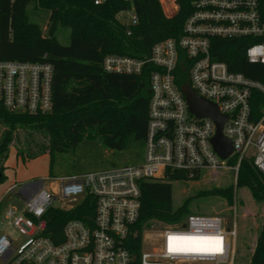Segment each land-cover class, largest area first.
<instances>
[{
	"label": "built area",
	"instance_id": "built-area-1",
	"mask_svg": "<svg viewBox=\"0 0 264 264\" xmlns=\"http://www.w3.org/2000/svg\"><path fill=\"white\" fill-rule=\"evenodd\" d=\"M159 1L166 4L167 17L177 15L178 0ZM117 20L128 27L138 24L133 10L120 13ZM216 39H247L245 60L249 65H264V0H192L181 37L155 44L144 59L105 57L102 68L107 74L141 76L151 69L144 161L12 185L6 194L15 192L24 209L10 208L5 220L22 240L16 245L8 234L0 235V264H234L237 224L229 229V222L224 223L219 215H191L174 226L135 228L142 181H165L174 174L192 179L204 171L238 174L245 159L252 160L264 175V85L216 60ZM185 67L189 86L226 117L223 134L233 148L227 160L212 145L215 122L189 110L179 85ZM53 80L50 62L0 58V103L9 113L50 115L54 111ZM234 158L237 164L228 166ZM79 196L95 198L93 218L68 221L58 241L47 237L46 213L51 208L69 212L84 199L74 206L55 204Z\"/></svg>",
	"mask_w": 264,
	"mask_h": 264
},
{
	"label": "trees",
	"instance_id": "trees-1",
	"mask_svg": "<svg viewBox=\"0 0 264 264\" xmlns=\"http://www.w3.org/2000/svg\"><path fill=\"white\" fill-rule=\"evenodd\" d=\"M191 3L192 0H178V13L169 18L159 0H107L101 5L94 0H0V58L10 62H50L54 67V111L50 115L9 113L0 103V185L5 183L6 163L20 132H40L48 139L39 153H34L28 144L17 150L23 161L67 152L87 134L100 137L105 148L111 150L145 147L151 69L147 68L141 76L116 75L105 73L102 64L108 55L144 59L155 44L181 37ZM29 7L48 13L47 37L43 36L42 27L30 22ZM128 10L138 17L134 27L117 20L120 13ZM59 28L70 31L69 46L57 40ZM213 46H217L216 60L264 85V65H249L245 60L247 39H216ZM187 69L181 70L180 86L189 84ZM230 164L236 165L237 159ZM238 172L237 189L250 190L257 203H264V175L253 161L243 160ZM188 179L174 174L165 181H142L141 212L135 228L142 231L152 225L184 223L189 216L196 215L190 207L193 198L220 197L233 205L234 187L229 186L199 192L175 208L172 183ZM82 202L69 212L51 208L44 217L45 235L58 241L68 221L93 218L95 198L87 196ZM249 264H264V223Z\"/></svg>",
	"mask_w": 264,
	"mask_h": 264
},
{
	"label": "rangeland",
	"instance_id": "rangeland-1",
	"mask_svg": "<svg viewBox=\"0 0 264 264\" xmlns=\"http://www.w3.org/2000/svg\"><path fill=\"white\" fill-rule=\"evenodd\" d=\"M168 8L163 1L161 4ZM28 16L30 22L42 27L43 36H48L49 15L43 11H37L29 7ZM70 31L59 28L56 38L61 45L69 46ZM2 127L0 126V131ZM28 139V140H27ZM27 141V142H26ZM48 139L40 132H20L17 140L13 143L11 151L17 155V150L30 146L33 152L39 153L40 147L47 145ZM145 147H129L123 151L110 150L105 148L100 137H83L79 144L67 152H55L53 155L46 154L23 161L19 158L18 166L13 165L12 158L10 167H6L9 173L6 175L5 183L0 185V235L8 234L16 240V245L22 240L21 235L9 226L5 220V213L10 208L18 211L24 209L22 200L15 195V192L6 194L7 189L15 183H28L41 180L45 177L55 178L69 175H81L88 172H96L113 169L121 166L137 165L145 158ZM15 157V156H14ZM232 160V159H231ZM228 166H233L230 164ZM53 161V162H52ZM52 163V164H51ZM237 174L233 170L204 171L196 179H188L183 182L172 183L173 205L175 208L182 206L183 202L199 192L212 190L214 188L223 189L229 186L234 187V202L232 206L220 197H198L193 198L190 204L192 214L196 215H219L229 222V229L235 224L237 229L236 237V260L234 264H249L252 250L256 243L259 230L264 223V203H257L246 188L237 189ZM48 188L50 181L44 182ZM84 196H79L62 203L55 204V207L74 206L80 203ZM76 200V202H73Z\"/></svg>",
	"mask_w": 264,
	"mask_h": 264
},
{
	"label": "water",
	"instance_id": "water-1",
	"mask_svg": "<svg viewBox=\"0 0 264 264\" xmlns=\"http://www.w3.org/2000/svg\"><path fill=\"white\" fill-rule=\"evenodd\" d=\"M184 84L181 86V92L185 96L189 110L198 118H210L216 124V135L212 140V145L217 154L223 159L227 160L233 153L232 143L223 134V127L226 117L223 116L218 107L211 102L199 97L197 93L189 86ZM150 93V90H149Z\"/></svg>",
	"mask_w": 264,
	"mask_h": 264
},
{
	"label": "crops",
	"instance_id": "crops-1",
	"mask_svg": "<svg viewBox=\"0 0 264 264\" xmlns=\"http://www.w3.org/2000/svg\"><path fill=\"white\" fill-rule=\"evenodd\" d=\"M86 136H87V137H90L88 134L85 135V137H86ZM110 150H111V149H110ZM14 156H15V157H14ZM12 158H15V159H13V161H12V162H13V165H15V166L17 165V166H18V162H19L18 159H19V157H18L16 154L12 153V151H11V152H10L9 159H8V161H7V163H6V167H8V169L11 168V167H10V166H11V165H10V162H11ZM17 166H16V167H17ZM7 171H8V170H7ZM7 171H6V173L9 174V173H8L9 171H8V172H7ZM21 183H23V182H21ZM21 183H15V184H21ZM13 185H14V184H13ZM11 186H12V185H11ZM11 186H10V187H11ZM10 187H9V188H10ZM9 188H8V189H9ZM8 189H7V190H8ZM6 192H7V191H6ZM0 201H2V199H1Z\"/></svg>",
	"mask_w": 264,
	"mask_h": 264
},
{
	"label": "snow or ice",
	"instance_id": "snow-or-ice-1",
	"mask_svg": "<svg viewBox=\"0 0 264 264\" xmlns=\"http://www.w3.org/2000/svg\"><path fill=\"white\" fill-rule=\"evenodd\" d=\"M171 250V249H170Z\"/></svg>",
	"mask_w": 264,
	"mask_h": 264
}]
</instances>
